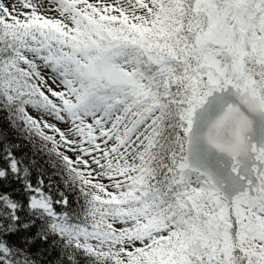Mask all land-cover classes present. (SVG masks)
<instances>
[{
    "label": "snow or ice",
    "instance_id": "6c2138e0",
    "mask_svg": "<svg viewBox=\"0 0 264 264\" xmlns=\"http://www.w3.org/2000/svg\"><path fill=\"white\" fill-rule=\"evenodd\" d=\"M0 264H264V0H0Z\"/></svg>",
    "mask_w": 264,
    "mask_h": 264
},
{
    "label": "trees",
    "instance_id": "16d2710c",
    "mask_svg": "<svg viewBox=\"0 0 264 264\" xmlns=\"http://www.w3.org/2000/svg\"><path fill=\"white\" fill-rule=\"evenodd\" d=\"M15 136V134H12ZM14 143L18 144L19 150L17 152V155L23 156L26 155L29 159L35 157V159L40 163L41 169L40 171L44 173L43 179H44V186L47 188V185L49 183L48 177H52V183L54 184L55 187H58L60 190H65L63 182L60 180V178L56 175H53L52 172L53 170L44 163V160L41 159V157L44 156V154L40 151H38L39 144L38 142L34 146L33 143L28 139L27 136H22L20 139L14 140ZM39 178V174L33 176V181L35 182ZM18 187V185H14ZM69 194V199L70 200H75L74 194L71 193V190H66ZM76 205L73 204V207Z\"/></svg>",
    "mask_w": 264,
    "mask_h": 264
}]
</instances>
